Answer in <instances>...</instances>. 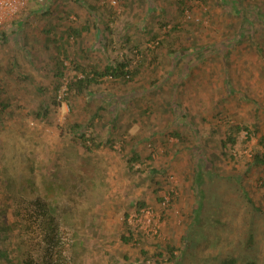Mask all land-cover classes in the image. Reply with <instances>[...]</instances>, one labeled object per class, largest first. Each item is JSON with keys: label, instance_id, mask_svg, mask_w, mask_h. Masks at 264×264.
Listing matches in <instances>:
<instances>
[{"label": "rangeland", "instance_id": "374dc122", "mask_svg": "<svg viewBox=\"0 0 264 264\" xmlns=\"http://www.w3.org/2000/svg\"><path fill=\"white\" fill-rule=\"evenodd\" d=\"M3 1L0 264H264V0Z\"/></svg>", "mask_w": 264, "mask_h": 264}, {"label": "trees", "instance_id": "16d2710c", "mask_svg": "<svg viewBox=\"0 0 264 264\" xmlns=\"http://www.w3.org/2000/svg\"><path fill=\"white\" fill-rule=\"evenodd\" d=\"M221 2H229L231 3V5L234 7L235 10V14L237 16V25L240 27V30H238L237 32V38H236V34H234V38L232 40H240V38L242 36H244V33H246L247 37H253L252 35V32H253V29L256 28L254 26V23L253 22H250L249 20H247V17H255L254 13L252 12V10L250 9L249 6H251V1L249 0H220ZM178 6V12L181 14L183 13V10L186 8L185 7V4L183 3V0H176ZM245 2V5H246V9H245V14L242 13V9H240V7H238V5H240V3H243ZM252 7V6H251ZM247 22V23H246ZM246 23V24H245ZM248 25V26H247ZM172 30H175L177 28V25H174L172 26ZM249 28V29H248ZM70 33H74V34H78V30L77 29H69ZM243 35H242V33ZM159 36V33H156L154 32L153 33V36L151 38H153L154 40H156V43H157V47H164L163 45L164 44H168L166 46L168 47H173V44L170 43V41H165V40H161V39H157ZM167 36H169L171 39H174V35L173 33H169L167 34ZM127 38V37H126ZM230 40V42L232 41ZM171 44V45H170ZM198 47H196V50H197ZM172 50H174L172 48ZM171 51V49H170ZM172 52V51H171ZM175 52H178V51H175ZM195 52V51H194ZM198 52V51H196ZM195 52V53H196ZM179 53V52H178ZM145 59H143V61L141 60L140 63H138V65H136V68L132 71H129L127 68H128V65H129V62L127 60L125 61H109L107 64H105V66L101 69V70H98V69H92L90 72L92 73V76L89 75V73H86L85 76L83 78H79L73 82H71L68 86H69V90L70 89H76L78 92H86L85 90L88 89L89 86H91L93 83L95 82H98L100 78H103V77H113L114 79H126L127 77H129L130 75L133 76V74H137V72L140 71V67L144 64V61ZM55 64H56V74L58 76H62L63 75V64L61 62V60L58 59V56H57V59L55 61ZM77 68H79L78 65H76ZM83 71H85L84 68H79ZM88 93V91H87ZM1 107L4 108L6 107V105L4 103L1 104ZM44 110L46 111V108H44ZM38 114V113H37ZM41 114V113H40ZM96 114V113H95ZM246 128V127H244ZM232 133H229L225 139L223 140H220L219 141V144L221 147L225 148L227 143H234L235 141V138H234V132L237 133L239 130L242 129V126L240 125H234L232 126ZM258 129L256 127H254L252 130H248L246 128V134H248L247 136L250 137L251 134L253 132H257ZM83 137V136H82ZM84 138V137H83ZM86 140V139H85ZM93 141V139H91ZM258 143L260 144V146L262 147V151H257L255 152L254 155H252V163L255 164V165H259L261 168L260 170L262 172H264V135H261L258 137ZM98 146V144H97ZM138 158V154L135 152V151H131L130 153V156L128 158L129 160V163H128V168H132V165H131V161H135L136 159ZM251 163V164H252ZM251 164L249 163L248 165L251 166ZM201 175V172L198 171V176ZM238 177H237V182H238ZM262 185L264 186V180L262 181ZM247 200L249 201V203L253 204V201L251 200V198L248 196V195H245ZM140 206H144V203L143 202H140ZM200 209H201V205L198 206L197 210H196V213H195V217L197 216L198 217V214L200 213ZM256 209H259L258 207H256ZM123 239H128L126 237H123ZM253 242V235L250 234L249 235V238H248V244L247 246L250 244H252ZM159 254V253H158ZM173 256V255H172ZM249 264L253 263V261H251V259L249 260L248 262ZM221 264H240L239 263V257L238 256H232V255H229L227 257H225L222 261H221Z\"/></svg>", "mask_w": 264, "mask_h": 264}, {"label": "built area", "instance_id": "2783aa9c", "mask_svg": "<svg viewBox=\"0 0 264 264\" xmlns=\"http://www.w3.org/2000/svg\"><path fill=\"white\" fill-rule=\"evenodd\" d=\"M10 6H11L10 1H8V2L3 1V3L0 4V9H1V8H5V7H10Z\"/></svg>", "mask_w": 264, "mask_h": 264}]
</instances>
